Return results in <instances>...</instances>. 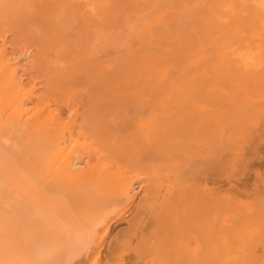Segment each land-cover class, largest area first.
<instances>
[{
	"label": "bare ground",
	"instance_id": "bare-ground-1",
	"mask_svg": "<svg viewBox=\"0 0 264 264\" xmlns=\"http://www.w3.org/2000/svg\"><path fill=\"white\" fill-rule=\"evenodd\" d=\"M37 1L0 0V264H264V0Z\"/></svg>",
	"mask_w": 264,
	"mask_h": 264
},
{
	"label": "rangeland",
	"instance_id": "rangeland-1",
	"mask_svg": "<svg viewBox=\"0 0 264 264\" xmlns=\"http://www.w3.org/2000/svg\"><path fill=\"white\" fill-rule=\"evenodd\" d=\"M36 1H37V0H36ZM38 1H39V0H38ZM38 1H37L36 4L39 5ZM143 1H145V0H143ZM242 1H243V0H242ZM252 1H253V0H252ZM252 1L250 0V2H252ZM236 2H238V1L235 0L234 3L236 4ZM244 2H246V4L248 3L247 0H244ZM250 2H249V4H250ZM33 3H34V2H33ZM33 3H32V4H33ZM234 3H233V5H234ZM240 3H241V1L239 0V4H240ZM252 3H253V2H252ZM241 4H242V6L244 7V4H243V3H241ZM241 4H240V5H241ZM246 4H245V8L247 9ZM247 5H248V4H247ZM251 5H252V4H251ZM6 6H7V5H6ZM237 6H239V5H237ZM237 6H233V7H237ZM248 6H249V5H248ZM243 7H239V8H243ZM29 8H30V11H28V8H26L27 11H28V13L31 12V10H32V9H31V8H32L31 6H30ZM34 8H35V7H34ZM249 8H251V6H249ZM5 9H6V7H5ZM232 9H233V8H232ZM232 9H231V10H232ZM235 9H236V8H234V10H235ZM251 9H252V8H251ZM6 10H7V11H9V10L11 11V9L8 10V6H7V9H6ZM6 10H5V11H2V10H1V11H2V12H1V15H2L3 13H6V16H7V17H6V18H7V19H6V22H8V21H7L8 18H9V17H10V18L13 17V16H12V13H13L14 11H11L12 13H11V15L9 16V14H7V11H6ZM24 10H25V8H24ZM236 10L238 11V8H237ZM236 10H235V12H232V16H233L235 13H237ZM239 10H240V9H239ZM25 11H26V10H25ZM27 11H26V12H27ZM219 11H220V10H219ZM219 11H216L215 14H214V15L217 17L216 22L218 21L217 23H219V25H217V30H218V29H224L223 26H222V28H221V25H222V24H223L225 27L229 26V24L227 25V22H229V21H227L228 18H226L228 15H229L228 17H229V18H232V19H233V18L236 19L237 16H239V15H241V16H239V17H243L242 15H244V16L247 15V14H245L244 8H243V10H242V13L244 12V14H240L241 12L238 11V13H239V12H240V13H239V14H236L237 16L235 15V17H232V16L230 15V13L228 14V13L225 12V11H223V12H221V11L219 12ZM250 11H251V10H250ZM16 12H17V11H16ZM20 12H22V11H20ZM224 12H225V13H224ZM248 12H249V10H248ZM248 12H247V13H248ZM34 13H35V11H34ZM34 13H33V14H34ZM219 13H220L221 15H220ZM222 13H223V17H222ZM226 13H227L228 15H226ZM20 14H22V13H19V14L16 13V16L18 15V17H19ZM26 14H27V13H24L25 16L22 14V15L20 16L19 20H18V18H17L16 22L19 23V24L21 25V24L23 23L22 21L27 19L28 21H27V20H26V21L28 22V24H29V22H30V24H31V25H30V26H31V29L33 28V29H32L33 32H31V33H35V30H39L40 33L42 34L41 28H43V30H44V31H43V36H42V35H41V36L44 37L43 39H46V38H47V37H46V36H47V29H48L49 31H51V30L53 29V27H49V25H51V24L48 25L49 22H48V23L45 22V19H44V21H42V22H43V23H42L43 27H42V25L39 24V23H41V22H38V20H39V18H38L39 15H38V17L36 16V19L38 18L37 22H36V20H35V22L37 23V24H36L37 26H36L35 23H34V20L31 19V17H32L31 15H32V14H31V15H30V14L26 15ZM36 14H37V13H36ZM1 15H0V19H1L2 17H5L4 14H3L2 17H1ZM13 15H14V13H13ZM29 15H30V16H29ZM249 15H250V13H249ZM33 16H35V15H33ZM220 16H221V18H222L223 20L220 18ZM251 16H252V11H251ZM14 18H15V17H14ZM32 18H33V17H32ZM224 18H226V19H225V20H226V21H225L226 23L223 22V21H224ZM245 18H246V17H245ZM249 18H253V17H249ZM2 19H3V18H2ZM12 19H13V18H12ZM29 19H31L33 22H32V21H29ZM42 19H43V18H41V20H42ZM237 19H238V18H237ZM239 19H241V18H239ZM243 19H244V18H243ZM243 19H242V20H243ZM246 19H247V21H246ZM246 19H244V21H246L247 23H249V22H248V20H249L248 17H247ZM214 20H215V19H213L212 21H214ZM228 20H229V19H228ZM251 20H252V19H251ZM251 20H249V21H251ZM255 20L257 21V19H254L252 23H254ZM3 21H5V20H3ZM11 21H13V20H11ZM26 21H25V23H26ZM234 21H237V20H234ZM234 21H233V24L236 23V22L234 23ZM244 21H243V24H244L245 27H246V22H244ZM258 21H259V20H258ZM216 22H213V23L215 24ZM231 22H232V20H231ZM32 23H34V25H35L36 27H34V26L32 25ZM229 23H230V22H229ZM239 23H241L240 20L236 23V25L239 24ZM12 24H13V23H12ZM28 24H26L25 26L28 27ZM40 25H41V26H40ZM239 25H240V24H239ZM241 25H242V24H241ZM244 25H242L240 28L244 27ZM247 25H248V24H247ZM250 25H251V22H250ZM260 25H261V24H260ZM22 26H23V25H22ZM22 26H21V27H22ZM30 26H29V27H30ZM32 26H33V27H32ZM39 26H40V27H39ZM44 26H45V28H44ZM51 26H52V25H51ZM231 26H232V23H231ZM231 26H229V28H227V30H228V29H231ZM237 26H238V25H237ZM237 26H236V27H235V25L232 26V28L235 27V30H234V31H233V30H230V31H232L233 33H235V32L237 31V29H238L239 32L236 33V34H233V35H231V36H232V37H233V36L236 37L235 35H237V37H239L240 35L238 36V34L240 33L241 36H242V38H241V36H240L239 39H237V37H236V38H231V39H232V40H236V39H237V40L235 41L236 43H237L238 40H239V42H241L243 39L248 40V41H246V43H245V41H243V42H244L243 45H241L240 43H238V44H239V47H240V45H241V46L246 45L247 42L252 44V42H253V40H254L255 38H254L253 40H251V36H250V38H249L248 35H242V32L245 31V30H244L245 27L242 28L241 30H243V31L240 32V30H239V28H237ZM23 27H24V26H23ZM26 27L22 28L23 31L26 29ZM213 27H214V26H213ZM49 28H51V29H49ZM248 28H249L248 30L250 31V27H249V26H248ZM214 29L216 30V27H215ZM233 29H234V28H233ZM246 29H247V28H246ZM20 30H21V28H20ZM27 30H29V29H27ZM27 30H26V32H27ZM32 30H30V31H32ZM224 30H225V29H224ZM30 31H29V32H30ZM49 31H48V32H49ZM27 33H28V32H27ZM31 33H28V34H31ZM51 33H52V32H51ZM229 33H231V32H227V33H226V36H225L226 38H227V34H229ZM248 33H250V32H245V34H248ZM1 34H4V35H1L2 37H1V36H0V37H1L2 39H3V37H4V39L6 40V43H7V44H10L11 42H13V40L11 41V39H13V38H12V35H13V34L11 33V31H10V32H9L8 30H7L6 32L3 31ZM6 34H7V35H6ZM14 35H15V33H14ZM14 35H13V36H14ZM32 35H34V34H32ZM63 35H64V34H63ZM229 35H230V34H229ZM249 35H250V34H249ZM243 37H244V38H243ZM246 38H247V39H246ZM231 39H230V40H231ZM240 39H242V40H240ZM228 40H229V36H228ZM52 41H53V40H52ZM249 41H251V42H249ZM257 41H258V43H260L259 40H257V39L254 40V42H256V43L253 42V45H251V46H253V48H255L254 46L257 45ZM233 42H234V41H233ZM235 42H234V44H233L232 42H230V43H232V44L234 45V47H238V45L236 46ZM241 43H242V42H241ZM261 43H262V42H261ZM261 43H260L259 45H262V44H263V43H262V44H261ZM2 44H3V42L0 41V47H1ZM248 45H249V44L246 45V48H244V47H240V48H241V49H242V48L247 49ZM249 46H250V45H249ZM262 46H263V45H262ZM262 46H261V47H262ZM28 47H30V46L28 45ZM32 48L34 49L33 51L31 50ZM32 48L30 47L29 49H28V48H27V49H28V50H31V51L33 52V54H34L35 48H34V47H32ZM251 48H252V47H251ZM251 48L249 47L247 51H249V49H250L249 52H251V51L254 50V49L252 50ZM31 51H29V52H30V55H32V52H31ZM244 51L247 52L246 50H244ZM259 51H262V50L260 49ZM259 51H258V52H259ZM263 51H264V46H263ZM256 52H257V51H256ZM256 52H255V53L253 52V53L255 54V56H256ZM258 52H257V53H258ZM227 53H228V52H227ZM247 53H248V52H247ZM260 53H263V54H264V52H260ZM28 54H29V53H28ZM13 55H14V54H13ZM13 55H12V59H13V61H15V58H16V59H17L16 61H17V62L19 61V64L21 65V66L19 67V69H18V70H19V72H18L19 75H20L21 77H23V78L25 77V79H24V83H29L28 81H29V79L31 80V77L28 78L29 76H27V75H29V74H27L28 72L25 73L26 70H25L24 68L27 66V64L30 63L31 60H28V58H30L31 56L24 55V56H22V57H24V58H22V57L19 58L20 55H17V53H16V54L14 55V56H15V58H14ZM261 55H262V54H261ZM257 57H258V59L261 58L260 55H259V56L257 55ZM262 57H263V56H262ZM30 59H31V58H30ZM255 59H257V58L255 57ZM258 59H257V60H258ZM260 60H261V59H260ZM260 60H259V62H260ZM21 61H22V62H21ZM53 62H54V63H58L59 61L55 60V61H53ZM257 62H258V61H257ZM259 62H258V63H259ZM261 62H262L261 64H263V65H261V67H263V66H264V57H263V60H261ZM24 63H25V64H24ZM57 65H58V64H57ZM24 66H25V67H24ZM257 66H258V65H257ZM21 67H22V68H21ZM261 67H260V68H261ZM256 68H257V67L254 68L255 71H256ZM263 68H264V67H263ZM263 68H262V69H263ZM262 69H260V71H261ZM257 70H258V69H257ZM255 71H254V72H255ZM263 72H264V71H262V73L259 72V71L255 72V74H258V73H259L258 75H256V77H258V76L260 77L261 74H264ZM26 74H27V75H26ZM256 77L254 76L255 79H256ZM259 77H258V78H259ZM262 77L264 78V76H262ZM25 81H26V82H25Z\"/></svg>",
	"mask_w": 264,
	"mask_h": 264
}]
</instances>
